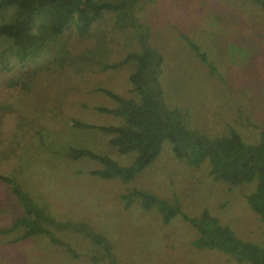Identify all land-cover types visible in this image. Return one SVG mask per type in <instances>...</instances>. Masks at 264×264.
Returning a JSON list of instances; mask_svg holds the SVG:
<instances>
[{
	"label": "rangeland",
	"instance_id": "1",
	"mask_svg": "<svg viewBox=\"0 0 264 264\" xmlns=\"http://www.w3.org/2000/svg\"><path fill=\"white\" fill-rule=\"evenodd\" d=\"M12 13L0 14V24L14 21L8 17ZM126 14L120 20L108 11L83 36L70 28L37 62L26 65L13 55L11 41L0 37V174L12 180L0 178V264H248L218 249L196 247L197 232L180 214L164 221L173 208L191 216L207 209L239 238L264 246V223L246 198L257 180L215 181L208 161L186 164L168 141L130 180L92 175L101 162L66 154L71 146L88 147L121 165L134 163L137 152H119L109 142L112 135L74 123L123 121L97 110L117 104L99 88L141 101L130 80L137 63L107 70L103 64L148 46L164 56L162 99L184 113L188 128L211 138L235 131L245 142L259 143L264 133V0H141ZM183 35L199 45L207 61ZM15 186L64 224L50 227L60 241L44 234L14 241L24 229L12 227L23 213ZM140 191L157 195L163 207L145 210L136 196ZM80 223L107 239L109 255L77 228Z\"/></svg>",
	"mask_w": 264,
	"mask_h": 264
},
{
	"label": "trees",
	"instance_id": "2",
	"mask_svg": "<svg viewBox=\"0 0 264 264\" xmlns=\"http://www.w3.org/2000/svg\"><path fill=\"white\" fill-rule=\"evenodd\" d=\"M141 0H0V14L11 10L10 16L16 19L0 24V37L11 41L13 55L21 65L35 63L51 42L57 41L67 30L75 27L80 35L90 33L92 25L105 17L108 11H114L117 18L123 20L126 13H132ZM128 16V14H126ZM185 40L207 61V55L199 45L187 35ZM131 61L137 68L130 75L133 92L141 96V101L126 97L108 88H99L105 95L116 100L115 106H97L104 113L123 117L120 124H96L76 120L75 127L94 128L111 136L109 142L121 153L137 152L133 164L121 165L114 158L95 152L88 147L71 146L67 155L72 159L89 157L101 162L102 167L90 170V173L102 179L122 178L130 180L144 170L159 156L163 144H172L175 156L182 162L200 166L210 163V175L215 181L238 185L257 180V188L246 198L252 209L264 223V133L257 144H249L240 134L231 131L229 135L218 138L204 136L197 130L185 125L184 113L166 105L162 99L160 74L164 62L163 54L154 47H146L141 52H130L122 59L103 64V69H115ZM0 178L12 182L0 174ZM21 201L23 213L15 220L13 228L23 227V233L14 241L36 236L48 235L54 242L60 241L50 227L63 228L64 224L47 214L42 207L19 186L13 189ZM139 193V192H138ZM143 208L150 210L155 205L163 207L157 195L141 192ZM161 207V209H162ZM180 214L197 232L193 244L199 248L218 249L230 254L240 263L264 264V246L239 238L227 224L205 209L199 216H191L180 208H173L164 216L168 222ZM68 225V224H67ZM85 231L95 243L111 252V245L105 237L91 232L85 223L77 225ZM91 229V228H90ZM72 251L69 244L63 243ZM98 260V256H93Z\"/></svg>",
	"mask_w": 264,
	"mask_h": 264
}]
</instances>
